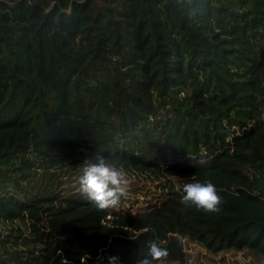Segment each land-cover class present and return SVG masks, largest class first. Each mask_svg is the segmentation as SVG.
I'll use <instances>...</instances> for the list:
<instances>
[{"label":"trees","instance_id":"16d2710c","mask_svg":"<svg viewBox=\"0 0 264 264\" xmlns=\"http://www.w3.org/2000/svg\"><path fill=\"white\" fill-rule=\"evenodd\" d=\"M97 151L162 198L98 211ZM195 181L219 213L180 203ZM150 240L264 263V0H0V264H134Z\"/></svg>","mask_w":264,"mask_h":264},{"label":"clouds","instance_id":"9594fccd","mask_svg":"<svg viewBox=\"0 0 264 264\" xmlns=\"http://www.w3.org/2000/svg\"><path fill=\"white\" fill-rule=\"evenodd\" d=\"M128 177L122 167L108 162L102 151H97L92 160H85L77 177L78 192L98 211L115 209L127 196ZM181 193L180 203L186 208L206 214L220 212L222 197L211 181L188 182L177 186ZM164 241H146L134 260V264H167L169 250ZM67 264V261H63ZM107 264H121L118 256H108Z\"/></svg>","mask_w":264,"mask_h":264},{"label":"rangeland","instance_id":"374dc122","mask_svg":"<svg viewBox=\"0 0 264 264\" xmlns=\"http://www.w3.org/2000/svg\"><path fill=\"white\" fill-rule=\"evenodd\" d=\"M128 177L127 196L121 199L123 208L137 209L141 204L162 198L160 187L157 183L146 179L141 175H130ZM138 204V205H137ZM188 255L185 263L167 264H264L261 259L247 252H228L212 255L195 245L184 247Z\"/></svg>","mask_w":264,"mask_h":264}]
</instances>
